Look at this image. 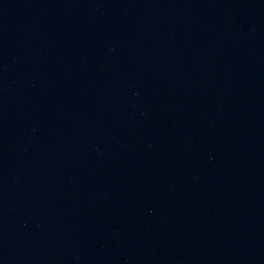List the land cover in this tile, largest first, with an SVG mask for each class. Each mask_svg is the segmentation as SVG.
Instances as JSON below:
<instances>
[{
  "label": "water",
  "instance_id": "obj_1",
  "mask_svg": "<svg viewBox=\"0 0 264 264\" xmlns=\"http://www.w3.org/2000/svg\"><path fill=\"white\" fill-rule=\"evenodd\" d=\"M0 264H264V0H0Z\"/></svg>",
  "mask_w": 264,
  "mask_h": 264
}]
</instances>
